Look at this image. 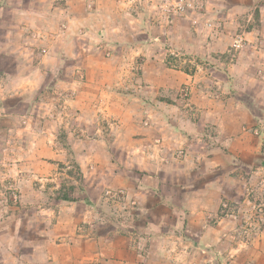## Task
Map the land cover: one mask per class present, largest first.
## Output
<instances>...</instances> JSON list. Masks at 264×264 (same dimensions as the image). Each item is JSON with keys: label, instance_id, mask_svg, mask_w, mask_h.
<instances>
[{"label": "crops", "instance_id": "crops-1", "mask_svg": "<svg viewBox=\"0 0 264 264\" xmlns=\"http://www.w3.org/2000/svg\"><path fill=\"white\" fill-rule=\"evenodd\" d=\"M197 1L207 10L188 13L173 26L144 9L141 0H17L14 7H3L15 8L9 23L16 21L22 38L17 49L0 56L5 112L0 121L31 118V131L49 140L54 151H60L52 147L59 128L76 117L110 126L88 131L98 143L73 147L76 155H88L78 157L89 174L85 195L69 202L70 212L61 211L57 224L37 229L39 242L27 241L31 264H264V215L252 217L251 239L231 232L237 221L211 219L225 199L264 204V133L253 132L264 123V0ZM207 19H223L225 26L221 32L203 31ZM239 26L245 27L246 44L233 54L230 42ZM32 30L43 33L46 52L30 47ZM186 84L188 98L180 94ZM180 149L182 156L176 155ZM118 153L127 158L113 157ZM183 170L207 175L181 183L177 204L167 178L180 177ZM105 185L123 187L128 195L153 185L143 207L169 224L152 237L135 231L144 218L133 208L126 233L97 223L91 236L77 235L74 226L82 215L74 209H85ZM50 212L42 219L59 213ZM147 219L144 227H152L151 216ZM221 246L230 255L218 258L214 251ZM203 250L208 256L200 255Z\"/></svg>", "mask_w": 264, "mask_h": 264}, {"label": "rangeland", "instance_id": "rangeland-1", "mask_svg": "<svg viewBox=\"0 0 264 264\" xmlns=\"http://www.w3.org/2000/svg\"><path fill=\"white\" fill-rule=\"evenodd\" d=\"M11 2L17 3V0H0V56L3 51L17 49V42L19 43L18 40L22 38V35L16 34L19 30H22L21 27L16 26V21H13L12 24L9 23L10 18L13 19L17 15L15 8H10L9 10L3 8L5 5L14 7ZM33 3L35 2L31 4ZM141 5L147 11L163 19L168 26L175 25L179 22L178 20L185 17L188 13L196 14V12H205L207 10L206 4L197 0H141ZM4 17L8 19L6 20ZM20 19H22L21 15ZM224 24L223 19H207L202 30L207 29L212 33L221 32L225 26ZM244 28V26H239L238 32L235 33L230 42L229 49L233 54L241 51L246 44L245 37L243 44L238 45L236 43L237 37L239 35L243 36L242 29ZM10 30L15 31L13 37L8 36ZM29 35V39L32 42V44H29L30 47L46 52L47 49L45 47L47 46H44L41 42L43 33L39 30H32ZM16 36L18 39L15 38ZM105 55L109 57L112 54L106 51ZM2 62L3 58L0 57V65ZM2 76L0 74V80ZM190 92L188 84L180 89V94L184 98H188ZM1 111L0 108V120L4 117L3 113H5H1ZM193 112H195L194 109ZM47 117L50 118L49 115ZM68 118L70 119L71 117ZM90 120V118L89 120H82V118L76 117L67 128L65 126L59 128L57 138L52 147L55 149L57 145L60 151L51 149L49 140L41 138L35 131H31L35 125L34 120L31 118L23 116L12 122L0 121V264H31L29 260L32 257V252L26 245L27 241L31 245L35 242L33 240L39 242L41 239L38 237L41 234L37 232V229L57 224L60 212H70L71 210L72 204L69 203L71 201L60 199L59 193L71 191L74 198L72 202L80 200L85 195L84 183H86L87 175L89 174L86 170L87 167L81 165L78 157L85 158L88 155L83 153L76 155L73 147L88 146L89 142L98 143V136L90 134L88 131L97 133V129L105 131L107 128V131H110V126L107 122ZM121 124L123 125L121 127L122 130H126L124 128H127V125ZM143 124L148 126V123H144V121ZM23 130L24 133L22 132ZM253 132L256 135L263 134L264 123L259 124V127H254ZM25 133H27V136ZM107 139L113 141L114 137L110 136ZM48 146H50V149H48ZM55 152L57 155H55ZM184 152V150L180 149L176 155L182 156L185 154ZM35 156L39 157L40 160L42 159L45 164L42 165L41 161H36ZM113 157L118 160L127 158L125 154L121 153L114 154ZM246 191V195L250 198L253 194L252 189L247 187ZM127 196V191L123 187L116 188L105 185L101 193L96 195L95 199L91 201V204L87 203L85 209L81 210L79 207L74 209V213L82 215L74 226L76 227L75 233L85 237L91 236L97 228V223H99L95 217L105 220L106 223L109 221L116 222L117 219L120 223H123V218L110 217L105 212V209H114L116 206L121 205ZM247 207L251 208L250 212H248ZM50 211H58L59 213L56 217H53L52 214L51 221L42 219V216L49 217ZM34 212L38 213L37 218H35ZM256 215H264V204L257 203L253 205L249 201H244V204L241 205L237 201L231 202V200L225 199L221 202L218 216H211V219L218 222L225 218L230 219L228 222L235 220L237 221V226L231 232L235 231L237 233L239 231L241 235H244L245 239H251L255 231L252 217ZM62 217L61 223L64 224L59 225L66 227L67 222L64 221H67L69 215L65 216L64 220ZM132 227L134 229L135 225ZM227 229L224 228V233L226 234L229 233ZM134 230H139V228L136 227ZM122 232L126 233L125 231ZM224 237L226 238V236ZM230 239H235V237ZM225 247H218L219 250L214 251L215 254H218V258L226 254L230 255V250L225 249ZM208 254L207 250L200 251V255L203 257L208 256Z\"/></svg>", "mask_w": 264, "mask_h": 264}, {"label": "clouds", "instance_id": "clouds-1", "mask_svg": "<svg viewBox=\"0 0 264 264\" xmlns=\"http://www.w3.org/2000/svg\"><path fill=\"white\" fill-rule=\"evenodd\" d=\"M162 163V161L158 162ZM184 175H181L180 177H168L171 187L167 189V191H170L174 194L176 203L179 204L181 197L183 195V189L179 187L181 183L183 184H194L198 181L204 180V178L207 175L206 170H201L200 172H197L195 175H188L187 170H183ZM149 188H153V185H148L145 187L144 185H141V190L139 192L136 191H130L129 195L126 197V199L123 201V203L119 206H116L114 209L112 208H106L105 212L108 213L110 217L113 218H123V223H120L117 219L115 223L109 221L105 222V220H100L99 217H95L99 221V226L104 229L111 228L112 231H127L129 227H131L132 219H131V213L132 209L136 208L138 210V215L143 217L144 220L142 223L137 224V228L141 229L142 231H145L149 234L150 237L153 236V234L159 232V228L161 226H166L169 224L168 220L164 216H157L154 212H151L148 209H145L143 207L144 198L148 194ZM177 215L181 216L182 219V213L177 208L176 209ZM148 216H151V224L152 227L145 228L144 225L147 223H150L147 219ZM181 227V224H176L175 229H179ZM174 229V230H175Z\"/></svg>", "mask_w": 264, "mask_h": 264}, {"label": "trees", "instance_id": "trees-1", "mask_svg": "<svg viewBox=\"0 0 264 264\" xmlns=\"http://www.w3.org/2000/svg\"><path fill=\"white\" fill-rule=\"evenodd\" d=\"M71 193H72L71 191L59 193V198L63 200L72 201L74 200V198H73V193L72 194Z\"/></svg>", "mask_w": 264, "mask_h": 264}, {"label": "built area", "instance_id": "built-area-1", "mask_svg": "<svg viewBox=\"0 0 264 264\" xmlns=\"http://www.w3.org/2000/svg\"><path fill=\"white\" fill-rule=\"evenodd\" d=\"M244 37L243 36H241V35H239L238 37H237V39H236V43L238 44V45H241V44H243L244 43Z\"/></svg>", "mask_w": 264, "mask_h": 264}]
</instances>
